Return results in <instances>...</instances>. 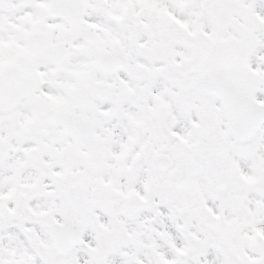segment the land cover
I'll return each instance as SVG.
<instances>
[{
    "label": "snow or ice",
    "instance_id": "snow-or-ice-1",
    "mask_svg": "<svg viewBox=\"0 0 264 264\" xmlns=\"http://www.w3.org/2000/svg\"><path fill=\"white\" fill-rule=\"evenodd\" d=\"M0 264H264V0H0Z\"/></svg>",
    "mask_w": 264,
    "mask_h": 264
}]
</instances>
